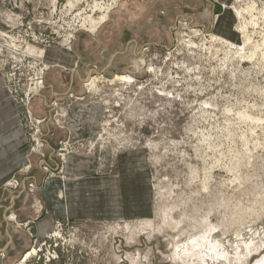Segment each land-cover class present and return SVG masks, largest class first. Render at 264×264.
<instances>
[{
	"label": "rangeland",
	"instance_id": "obj_1",
	"mask_svg": "<svg viewBox=\"0 0 264 264\" xmlns=\"http://www.w3.org/2000/svg\"><path fill=\"white\" fill-rule=\"evenodd\" d=\"M95 2L108 9L107 20L88 32L84 20L101 15L90 12ZM218 2L0 0V78L20 108L17 120L30 154L37 130L44 134L45 125L55 126L54 121L65 128L70 105L99 103L103 116L97 140L68 139L62 148L71 146L61 154L94 155L97 147H109L114 159L122 151H143L151 188V217L56 222L44 240L33 239L35 255L22 264H132L128 254L137 256V264H173L169 257L176 233L160 218L164 208L172 207V217L183 229L181 242L200 231L201 216L207 213L211 223L223 215L226 234L216 230L211 237L221 240L229 253L230 245L240 241L236 231L242 230L241 240L264 239V50L251 59L247 49L246 56L236 55L243 25L253 42H264V0ZM214 3L221 6V15L212 13ZM251 5L255 26L249 15L244 20L236 16V10ZM210 34L234 47L211 40ZM78 38L92 60L97 48H106V57L114 55L118 70L100 76L96 89L85 97L50 98L43 106L50 69L44 52L52 46L71 51ZM116 76L135 82L111 83ZM92 77L97 76L87 80ZM41 82L43 88L36 94ZM48 136L54 138L53 133ZM56 157L61 172L65 161ZM148 220L162 230L134 235L139 222ZM261 256L264 249L249 264Z\"/></svg>",
	"mask_w": 264,
	"mask_h": 264
},
{
	"label": "crops",
	"instance_id": "obj_2",
	"mask_svg": "<svg viewBox=\"0 0 264 264\" xmlns=\"http://www.w3.org/2000/svg\"><path fill=\"white\" fill-rule=\"evenodd\" d=\"M220 1L226 0H219L221 5ZM220 5L212 4L213 14L223 13ZM219 25L216 23L215 29ZM82 47L78 38L71 51L52 46L44 52V62L50 69L48 96H41L40 101L43 106L50 98L64 100L69 94L85 97L90 75L106 77L118 70L114 55L106 57V48H97L92 60ZM104 58L105 64L101 66ZM19 110L0 78V264H17L24 250L30 244L32 247V239L44 240L56 222H126L152 216L148 165L143 151H122L113 159L109 147H97L94 155H69L59 172L57 143L68 139L71 143L96 141L103 116L101 104L73 103L66 111L65 128L47 123L43 131L44 159L30 154L17 120ZM50 133L54 134L53 139L48 136ZM44 165L48 171L43 170ZM13 178L20 180V187L4 191ZM29 183L34 185L32 192Z\"/></svg>",
	"mask_w": 264,
	"mask_h": 264
},
{
	"label": "bare ground",
	"instance_id": "obj_3",
	"mask_svg": "<svg viewBox=\"0 0 264 264\" xmlns=\"http://www.w3.org/2000/svg\"><path fill=\"white\" fill-rule=\"evenodd\" d=\"M68 5L70 8L74 6L73 2H68ZM96 11L99 12L101 15L98 18H94L92 16L87 17L84 20V25H82V26L87 27L86 30L88 32L89 31L94 32L97 26L101 22H103L104 20H107L106 19L107 14H108L107 8H105L102 4L95 2L93 6L91 7L90 12L93 13ZM254 11H255L254 5L247 6L246 8L242 10H236V16L244 20L245 19L244 15L245 14L249 15L250 25L255 26L257 17L254 16L255 15L253 14ZM261 15L264 16V10L261 13ZM246 23L247 22H245V24ZM239 31L241 32L243 36V43L242 45L238 46L236 55L240 57L246 56L245 50L247 49L249 51V55L246 57L251 59L255 55H257L258 52L261 53V51L264 50V42L259 45L257 42L252 41L251 37L248 35L247 25L241 26L239 28ZM210 37H211V40L218 41L220 43L223 42L225 44H228L229 47L233 46L232 44H229V42L226 40L217 39L219 37H217L214 34H210ZM263 55H264V52H263ZM148 70L151 71V69H148ZM98 78H101V77H98V76L92 77L86 81L85 86H86L87 91H92L96 89L97 87L96 83H97ZM113 81L124 82V83H129V84H132L135 82L133 78L129 76H116L112 80L111 83H113ZM36 151H34L33 153H36ZM60 157H61V161H63V159L65 160V158L63 157V154H61ZM173 209L175 208L173 207L166 208V209L164 208L162 213L161 214L159 213L161 216L160 218L162 219L164 225L170 228L169 230L171 232L176 233L177 239L172 238V240L176 241V243L172 244V248H171L172 255H171V258L169 257V262L173 264H208V261H212V262L221 261L226 264H249L250 258H252L254 255H258L264 249V239L263 238H261L262 239L261 241H257V242H253V240L252 241L241 240L242 230H239V231L234 232L235 237L237 239H240V241H238L239 244H236V245L234 244L233 246L230 245V247H232L233 250L231 253H229L227 248L224 246V243L221 240H215L211 237V235L214 232H216V230H220L223 233V235L226 234L224 230L225 228L224 220L225 219L223 215L222 216L220 215L221 216L220 220H218L215 223H211L209 220V213H207L204 216H201V219L199 222L200 231L190 235L184 242H181L180 237L184 233L180 232V230H183V229H180L179 219H174V217H172ZM136 228L138 229H133L132 232L134 235H137V236L141 235L142 233L146 234L148 233L147 231H149V234H151V233H154L155 230H159V232L160 230H162L158 227H154L152 225L151 220L140 221L139 226ZM27 234L29 236V233ZM261 236H263V234ZM35 252H36V246L34 245L30 248V251L24 254V256L22 257L20 261L21 263H18V264H22L29 257H31L32 255H35ZM126 259L130 260L132 264H137L138 262L137 256L132 257V254L131 256L130 254H128ZM254 264H264V256H261L259 259H257Z\"/></svg>",
	"mask_w": 264,
	"mask_h": 264
},
{
	"label": "built area",
	"instance_id": "obj_4",
	"mask_svg": "<svg viewBox=\"0 0 264 264\" xmlns=\"http://www.w3.org/2000/svg\"><path fill=\"white\" fill-rule=\"evenodd\" d=\"M41 85V86H40ZM39 85V87H38V89H36V94L38 93V91H40L42 88H43V85H42V82H41V84ZM69 97H71V96H69ZM29 105V101H28V103H27V106ZM28 109V108H27ZM28 114L30 113L29 112V109H28ZM45 120H46V118H45ZM40 122H44V120H42V121H40ZM37 123H39V121L37 122ZM54 124H55V126H57L58 128H60L59 127V125L57 124V122H53ZM61 129V128H60ZM34 142H35V147L33 148V149H31L33 152L34 151H39V152H37L36 151V153H33V154H35V155H38V157H40L41 159H44L45 158V156H46V154H45V152H44V147H45V141H44V134L42 133V131H40V130H37V132H36V134H35V136H34ZM66 141H62V142H60V145H61V147H60V149H59V151L57 152V155L56 156H60L61 155V153H63V154H65L64 152L65 151H67V149L68 148H70V146L71 145H67L66 146V148L65 149H63L62 148V144H63V146L65 145L64 143H65ZM71 151L73 152V150L71 149ZM70 153V152H69ZM43 170H45V171H48V167H46L45 165L43 166ZM20 185H21V182H20V180L19 179H16V178H14V180L12 179V181L8 184V185H6L5 186V188H4V191L6 190V191H10V190H16V189H18L19 187H20ZM28 187H29V189L31 190V192L32 191H34L35 190V188H34V185L32 184V183H29L28 184ZM60 225L58 224V227H59ZM27 230H29V229H27ZM28 233H29V236L32 238V235H31V233L28 231ZM33 240V239H32ZM33 243H34V240H33Z\"/></svg>",
	"mask_w": 264,
	"mask_h": 264
},
{
	"label": "water",
	"instance_id": "obj_5",
	"mask_svg": "<svg viewBox=\"0 0 264 264\" xmlns=\"http://www.w3.org/2000/svg\"><path fill=\"white\" fill-rule=\"evenodd\" d=\"M35 205L38 207L39 203H38V202H36V203H35Z\"/></svg>",
	"mask_w": 264,
	"mask_h": 264
}]
</instances>
